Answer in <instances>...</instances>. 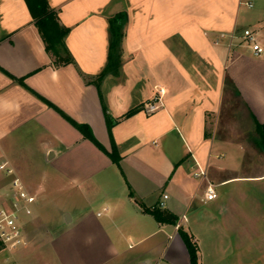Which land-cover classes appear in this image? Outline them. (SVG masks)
<instances>
[{"label":"crops","instance_id":"obj_1","mask_svg":"<svg viewBox=\"0 0 264 264\" xmlns=\"http://www.w3.org/2000/svg\"><path fill=\"white\" fill-rule=\"evenodd\" d=\"M47 1L69 27L65 64L54 63L25 0H0V161L19 176L39 166L41 195L73 189L85 204L58 208L41 253L27 230L41 225L36 197L28 244L8 254L0 242V264H191L179 227L198 264H264V140L244 136L248 121L264 126V0ZM114 19L119 63L98 79ZM195 162L206 179L192 176ZM231 183L257 189H218ZM8 190L0 173V206ZM163 194L158 221L145 209Z\"/></svg>","mask_w":264,"mask_h":264},{"label":"built area","instance_id":"obj_2","mask_svg":"<svg viewBox=\"0 0 264 264\" xmlns=\"http://www.w3.org/2000/svg\"><path fill=\"white\" fill-rule=\"evenodd\" d=\"M239 3L248 8L254 6V0H239ZM226 36L233 38L234 33L222 32L220 34V37ZM242 36L251 44L254 54L258 55L262 52V47L256 42V37L250 29H244ZM155 108L156 105L152 103L147 107V111L152 112ZM0 173L9 179V190L5 194L4 203L0 206V242L7 250L13 251L25 247L29 242L26 225L33 215L36 194L28 190L26 184L7 160L0 161ZM191 173L195 178L206 179L207 177L205 168L198 162H195ZM216 196L215 185L207 180L204 199L212 200ZM166 198L167 195L163 194L157 204L158 208H166Z\"/></svg>","mask_w":264,"mask_h":264},{"label":"trees","instance_id":"obj_3","mask_svg":"<svg viewBox=\"0 0 264 264\" xmlns=\"http://www.w3.org/2000/svg\"><path fill=\"white\" fill-rule=\"evenodd\" d=\"M28 9L32 15V18L38 28V31L45 43V47L48 52L51 53L54 63L65 64L71 61V55L65 45V37L69 32V27L63 25L58 17L57 10L50 6L47 0H25ZM112 33L113 41L110 45L109 59L106 68L97 76L100 79L105 71L110 68H114L118 63V53L117 46L121 40V31L116 19L112 22ZM22 82V78L19 79ZM133 110H129L127 115L131 114ZM107 116V115H106ZM73 122V121H72ZM112 120L108 117V128L110 130ZM74 125L82 132L83 136L92 140L96 145L101 147V144L94 138L89 127L85 124H80L74 122ZM256 129L260 135V139L264 140V126L256 123ZM110 157L114 162L118 164L119 156L117 155L115 149L113 148L110 152ZM153 214V216L158 221L166 220L167 215L164 214L158 207L152 209H145ZM178 232L183 239L189 255L191 264H198V246L193 240L192 236L185 231L183 228L179 227Z\"/></svg>","mask_w":264,"mask_h":264},{"label":"rangeland","instance_id":"obj_4","mask_svg":"<svg viewBox=\"0 0 264 264\" xmlns=\"http://www.w3.org/2000/svg\"><path fill=\"white\" fill-rule=\"evenodd\" d=\"M248 122H249L248 126L246 125L244 126V136L248 138V140H251V138H253L258 131L257 129L254 128L253 124L250 121ZM252 146L254 145L252 144ZM23 170L24 171L22 174H20V176L23 178L28 190L36 194L38 201L35 205H37L38 207L37 209H38L39 219L41 220V225L37 226L38 228L33 230V227H30L28 225L27 230L31 233V235L35 239V244L39 245L37 248L40 247L41 253H46L44 250L46 247L45 244L49 243L48 241L50 240L51 234L53 233L51 226L53 225L54 219L57 216L58 208L74 210L76 208L84 206L85 200L82 198V196H77V194L74 195L75 190L73 189H63L61 191L52 192L55 198H53V195L49 191L44 192V194L41 195L37 181V176L40 167L31 165L24 167ZM197 179L199 180V178ZM218 189L221 191H226L227 189L256 190L257 187H254L253 184L251 183L250 184L231 183L226 186L219 187ZM223 240L224 241L226 240L225 236L223 237ZM123 250H124V255L130 257L132 254H134V245L128 247V242H124ZM10 252L11 251H8V254H10Z\"/></svg>","mask_w":264,"mask_h":264},{"label":"water","instance_id":"obj_5","mask_svg":"<svg viewBox=\"0 0 264 264\" xmlns=\"http://www.w3.org/2000/svg\"><path fill=\"white\" fill-rule=\"evenodd\" d=\"M65 220L68 221L70 219L69 215L68 214H65Z\"/></svg>","mask_w":264,"mask_h":264}]
</instances>
